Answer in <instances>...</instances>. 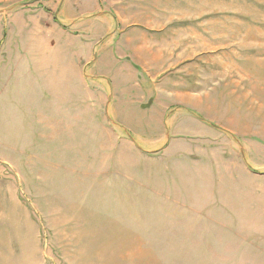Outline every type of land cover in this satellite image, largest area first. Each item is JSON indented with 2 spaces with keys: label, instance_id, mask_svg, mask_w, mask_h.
<instances>
[{
  "label": "rangeland",
  "instance_id": "rangeland-1",
  "mask_svg": "<svg viewBox=\"0 0 264 264\" xmlns=\"http://www.w3.org/2000/svg\"><path fill=\"white\" fill-rule=\"evenodd\" d=\"M25 4L0 11V193L28 264H264V191L243 167L264 164L244 134L264 125V0H120L115 21L146 33L83 36ZM142 37L197 60L112 59Z\"/></svg>",
  "mask_w": 264,
  "mask_h": 264
},
{
  "label": "crops",
  "instance_id": "crops-1",
  "mask_svg": "<svg viewBox=\"0 0 264 264\" xmlns=\"http://www.w3.org/2000/svg\"><path fill=\"white\" fill-rule=\"evenodd\" d=\"M15 4L13 7L18 6L22 3H26L23 5L21 11L28 10L31 11L33 15H43L45 17V12H47L48 18L54 17L59 26H64L63 28H70L69 33H74L76 35H85L89 33L92 28L95 26L104 28L107 33H115L117 30H121V33H127L131 29H137L140 32L146 33L145 30L139 27H130L123 26V21H115V17L125 16L127 14H117V11L120 9L117 3L120 0H13ZM25 1V2H23ZM34 1V3H31ZM117 1V2H116ZM128 1V0H127ZM12 0H0V7L4 6V8H0V11L3 9L5 11L11 10L8 8V4L11 5ZM59 7L58 12H55V8ZM68 9L70 13V18H63L64 12ZM56 13V14H55ZM121 13V11L119 12ZM54 15V16H53ZM100 19V20H99ZM117 19V18H116ZM149 28L150 27H145ZM81 36V37H82ZM137 40H142V42L137 43ZM82 41V40H81ZM146 37L142 38H134L132 42H129L128 45L132 47L134 50V54L130 55H122L121 53H113L112 59L117 61L122 65H128L129 67H139V65L146 64L147 62L156 63L159 61H163V65L168 64L171 66H182L185 64L190 65L189 63L195 62L197 57L192 61H188V57L190 56L189 50L185 47V53L183 57L177 58L174 60H168L166 54L164 52L154 53L152 48L147 47L148 44ZM84 43V41H82ZM86 44V43H85ZM147 44V46H146ZM87 45V44H86ZM121 54V55H120ZM110 55V52L102 53L101 56L105 58ZM99 58V54L97 55ZM95 53H92L90 61L87 63H82L87 65L88 67L95 63L97 58ZM137 61V62H136ZM82 80L84 84L91 88L92 83L88 81L86 75L82 76ZM102 78V77H100ZM105 80L104 78H102ZM262 84L264 86V75L262 77ZM108 91L107 94V102L106 107L108 108V114L112 118V123L114 125L115 121L113 120V116L111 115L114 107V87L111 83L107 81ZM262 96H264V89H262ZM262 114H264V107H262ZM244 134L250 137V141L248 142L250 146L254 145H264V125L260 127V129L253 128H245ZM162 142V147L167 146L169 143L168 139ZM234 149L236 150V145L234 144ZM164 149H161V152ZM160 152V153H161ZM243 167L245 174L255 181L257 187H260L262 191H264V164L263 165H254L248 159V156L244 155L243 157ZM200 176H198L197 182H201L205 184L206 180L202 178L199 180ZM226 182H219L220 187H225ZM222 192V191H221ZM7 198L0 193V264H28V241L27 235L24 236L21 232V228L17 231V227L13 228L11 226L12 213L6 211V203ZM209 209V207L204 206L203 209ZM229 210V209H226ZM5 224L11 230L12 228V236H7L4 233Z\"/></svg>",
  "mask_w": 264,
  "mask_h": 264
},
{
  "label": "water",
  "instance_id": "water-1",
  "mask_svg": "<svg viewBox=\"0 0 264 264\" xmlns=\"http://www.w3.org/2000/svg\"><path fill=\"white\" fill-rule=\"evenodd\" d=\"M31 3H34V1H32Z\"/></svg>",
  "mask_w": 264,
  "mask_h": 264
}]
</instances>
